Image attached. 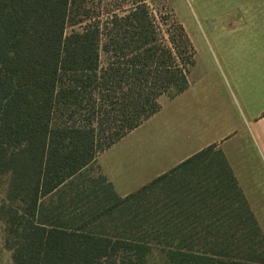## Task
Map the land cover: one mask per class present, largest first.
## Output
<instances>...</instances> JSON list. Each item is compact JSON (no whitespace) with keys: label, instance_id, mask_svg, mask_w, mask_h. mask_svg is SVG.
I'll return each mask as SVG.
<instances>
[{"label":"trees","instance_id":"16d2710c","mask_svg":"<svg viewBox=\"0 0 264 264\" xmlns=\"http://www.w3.org/2000/svg\"><path fill=\"white\" fill-rule=\"evenodd\" d=\"M154 1L0 0L1 210L15 264H148L153 248L169 264H264L262 229L216 146L127 197L93 175L191 85L194 45Z\"/></svg>","mask_w":264,"mask_h":264},{"label":"crops","instance_id":"0c3cea01","mask_svg":"<svg viewBox=\"0 0 264 264\" xmlns=\"http://www.w3.org/2000/svg\"><path fill=\"white\" fill-rule=\"evenodd\" d=\"M236 1L239 4L234 11L219 13L221 26L207 21L209 42L215 44L220 60H208L203 76L191 81L186 92L168 101L163 97L161 110L127 135L140 131L139 153L127 151L112 157L117 143L99 157L103 174L120 197L137 192L216 146L249 199L247 188L258 182L260 171L244 166L256 160L255 151H251L255 139L240 131L264 123V0ZM259 136L264 154L260 130Z\"/></svg>","mask_w":264,"mask_h":264},{"label":"rangeland","instance_id":"374dc122","mask_svg":"<svg viewBox=\"0 0 264 264\" xmlns=\"http://www.w3.org/2000/svg\"><path fill=\"white\" fill-rule=\"evenodd\" d=\"M238 4L239 2L236 0L154 1L156 9L161 10L166 8L176 16L177 20L184 26L194 45L196 50V63L191 73V81L198 76H203L208 65V60H220L215 44L209 42L210 28L207 21L211 19L213 23L221 26L223 24V18L220 17L221 15H219V13L224 10L234 11L238 7ZM88 6L89 8H92L90 4ZM72 30V28H69L67 30L68 34H70ZM169 99L173 98L165 97L163 101H168ZM258 129L264 134V123L258 125V128L253 126L252 129L248 128L247 130H241L240 134L247 132L245 135L249 134L255 139V144L253 145L254 149L251 148V151H255L254 156L256 160L247 161L244 166L247 168L252 167L256 170L259 169L260 174L259 178H257L258 182L255 184H249V188H247V198L249 199L247 200L264 234V154L262 153V141ZM140 134V131H138L137 133H133L128 137L126 136L121 140L111 152V154H113L112 157L124 154L127 151L139 153L137 145ZM245 148L247 149V147ZM97 165L98 167H93V170L95 171L93 175H99L100 173L103 174L99 164V158ZM150 170L152 169L150 168ZM134 171L137 174L139 173V165L134 166ZM10 180L11 176L8 174L0 177V264H15L13 260L14 252L10 248L11 238L7 230L6 219L1 210L2 206L7 201ZM146 261L148 264H169L167 254L160 248H153L147 256Z\"/></svg>","mask_w":264,"mask_h":264}]
</instances>
